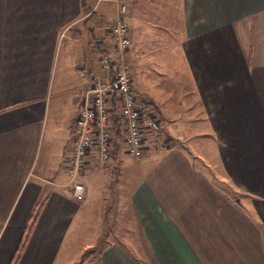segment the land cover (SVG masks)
<instances>
[{"label":"crops","instance_id":"0c3cea01","mask_svg":"<svg viewBox=\"0 0 264 264\" xmlns=\"http://www.w3.org/2000/svg\"><path fill=\"white\" fill-rule=\"evenodd\" d=\"M128 1L129 55L140 78L156 85L149 92L132 86L170 144L131 157L119 122L116 154L103 165L89 158L78 200L67 166L91 85L83 68L98 72L83 50L101 56L94 38L114 50L110 29L98 39L81 0H0V264H79L90 252L100 264H147L121 247V223H109V198L121 200L124 182L151 264H264V0ZM87 3L97 10L96 0ZM81 27L89 47L78 41ZM173 34L180 35L174 44L161 38L173 42ZM63 47L77 51L65 77ZM169 82L182 85L174 92L162 85ZM103 176L110 194L102 188L98 229L77 255L58 260L81 203Z\"/></svg>","mask_w":264,"mask_h":264},{"label":"built area","instance_id":"2783aa9c","mask_svg":"<svg viewBox=\"0 0 264 264\" xmlns=\"http://www.w3.org/2000/svg\"><path fill=\"white\" fill-rule=\"evenodd\" d=\"M99 1L116 7L115 20L109 31L114 58L109 53L99 56L100 76L83 68L84 75H91V85L82 99L77 118L78 131L72 139L67 166L69 184L73 185V194L78 200L84 198L85 187L77 181L85 173L89 158L97 157L102 165L112 158L111 116L115 107L117 118L122 122L126 154L139 158L146 149H167L169 145L160 134L162 123L157 113L144 99L137 97L132 86V71L126 59L131 47V30L125 19L129 11L128 1Z\"/></svg>","mask_w":264,"mask_h":264},{"label":"rangeland","instance_id":"374dc122","mask_svg":"<svg viewBox=\"0 0 264 264\" xmlns=\"http://www.w3.org/2000/svg\"><path fill=\"white\" fill-rule=\"evenodd\" d=\"M128 6H129V1H128ZM94 7L97 10L92 12V13H94L93 17L95 16V18L93 19V22L95 21V24L97 25V27H99L98 28L99 31L96 32V37L98 39H102L106 29H108V28L110 29L112 27V23L114 22L112 13L116 7L112 3L100 2L99 0H96ZM114 13L116 15V11ZM86 16L90 17V14L88 13V15L86 14ZM81 19H82V22H84L83 21L84 19L83 18H81ZM125 19L127 21V17H125ZM127 23H128V21H127ZM170 23H173V20ZM81 25H82V23H81ZM128 25L130 27V30L133 31L134 25H133V27H132V24H130V23H128ZM78 32L80 33V35L78 36V41L82 42L84 45L88 44L87 47H89L88 30L83 29L81 27V29H79ZM130 34H131V31H130ZM179 36H176L175 34H173L172 37H174V39H175V41H173V42L170 39V37L162 36L161 38H163L164 42L167 40V41H170L172 44H174V43H176V39L177 40H178V38L180 39ZM75 39L76 38H74V40ZM68 44H71L72 46L73 45H79L78 43H68ZM109 46H111V45H109ZM109 46H108V50L113 49ZM89 48H90V50L84 48L85 51L83 50V53L85 52L87 55V56L85 55L84 57L87 58L89 60V62H91V64L95 67L96 72L98 71L97 74H99V76H100V74L102 73V69H101V65H100V58H99V56H97V54H95L94 50H92V47H89ZM135 49H136V47H135ZM67 50H68L67 48L66 49L64 47L62 48V50H61V53H62L61 54V63L59 65V75H60V73L61 74L63 73L64 77L66 75L65 72L66 71L68 72V70H69V62H70V60H72L74 58L75 51H76L75 49H73V51L72 50L67 51ZM132 51H134V49H132ZM129 52L127 54L126 59H127V62L130 64V67L132 70L133 85L137 90L139 87L141 90L149 92L150 90H152L153 85H155V83L150 84L149 80L140 78L139 69L135 70V68H134L135 64L132 62V58H131L132 55H129ZM108 53L111 54L112 57L114 58L113 50H110ZM167 63H165V61L163 62V67H164L163 69H169L167 67ZM165 64H166V66H165ZM144 67L146 68V66H144ZM177 69H178V71H180V74H181V72H182L181 67H179ZM174 73H176V72H174ZM182 73L185 74L184 72H182ZM177 74H178V72H177ZM162 85L166 86L165 87L166 89L175 92V90H177V89H179V87H181L182 83H175V82L170 83L169 82V83L162 84ZM156 92H157V97L162 95L161 93H158V91H156ZM145 101H146V103L149 104L148 100H145ZM69 113H70L69 111L66 113V117L68 116ZM123 151L126 152L125 149ZM129 157L130 156H127V158H129ZM94 165L97 166V164H94ZM109 165L110 164H106L103 171H105V168H107V166H109ZM96 169L98 171L101 170L99 167H97ZM108 170H110V168ZM121 171H129V170H123L121 167ZM105 173H107L108 175L110 174V172H108V171ZM108 175H106V176H108ZM106 176L105 177L103 176L104 178L97 179L96 181H94L92 184V186H93L92 189L88 190L89 195H88L87 201L81 203L78 214H77L75 220L73 221L72 227L69 230L68 235L65 238L64 243L61 247V251H60L58 260H60L61 258H63L65 260V257H67L68 255L69 256L70 255H73V256L77 255V251L84 244V243H82V241L85 238V236L87 237L89 235V231L94 230V229H96V230L98 229V224H97V222H99L98 221V218H99V211H98L99 209L98 208L101 205V202L103 199L101 191H103V189H102L103 187H104V190H106V188L108 187ZM109 176H111V175H109ZM127 182H128V179H127ZM128 186L129 185H127L126 182L122 183V185H121V188H122L121 200L119 199L116 201V197H117L116 195H114L113 198L112 197L109 198V209H108V211L111 214L110 218H109V223L112 225H117V224L121 223V229L115 230V232L117 233V235H118V233L121 235V247H124V249L127 251V253H129L130 256L137 259V261L139 260L142 263L151 264V260L149 259V250H148V247H146L147 244L145 245V244L140 243L136 238L139 236L138 228L135 226L136 225V218H135V216H134V214L130 208L131 206L129 205V202L126 199L127 196L125 194V192H126L125 189H128ZM108 192H109V190H106V194H104V197L106 199H107V196H109V194H110ZM120 210H121V212H120ZM76 225H79V226L77 227ZM76 228L78 231L77 233L75 231ZM113 232L114 231L110 230L106 240L111 241L114 239L113 235H112ZM104 243H106V241H104ZM96 256H97V254H95V252L94 253L93 252L87 253L84 256V259H82L79 264H97L94 262Z\"/></svg>","mask_w":264,"mask_h":264},{"label":"trees","instance_id":"16d2710c","mask_svg":"<svg viewBox=\"0 0 264 264\" xmlns=\"http://www.w3.org/2000/svg\"><path fill=\"white\" fill-rule=\"evenodd\" d=\"M81 6H82V9L84 11V13L88 14L90 13V17L88 16V19L85 20V24L88 23V21H90L92 18H93V15L94 13H91V9L88 8V3H87V0H81ZM94 38V37H92ZM93 47L94 49L97 51L98 55H103V54H107V50H106V44L101 41V40H97L96 38L93 39ZM117 110H116V107L114 108L113 110V113H112V116H111V119L115 125V127L118 129V131L116 130L115 131V136L113 137V152H112V156H114L116 153V148L118 147V141L116 138H120V127H119V119L117 118ZM121 127H122V124H121ZM123 135H122V130H121V139H122ZM37 213V211L35 212ZM35 219H36V216H32L31 220L29 221V224L27 226V228L25 229V233H24V236H23V240L21 242V245L19 247V250L17 252V257L16 259L18 258V256L20 255V253L22 252L25 244H26V241H27V238L28 236L30 235V232H31V229L33 227V224L35 222ZM100 252V251H99ZM99 253L98 255L96 256L94 262L97 263V264H100V259H99ZM83 259H84V256H83Z\"/></svg>","mask_w":264,"mask_h":264}]
</instances>
